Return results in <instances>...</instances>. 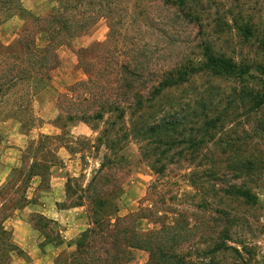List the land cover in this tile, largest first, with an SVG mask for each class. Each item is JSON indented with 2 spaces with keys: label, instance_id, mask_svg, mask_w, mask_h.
Here are the masks:
<instances>
[{
  "label": "trees",
  "instance_id": "obj_1",
  "mask_svg": "<svg viewBox=\"0 0 264 264\" xmlns=\"http://www.w3.org/2000/svg\"><path fill=\"white\" fill-rule=\"evenodd\" d=\"M54 1L56 5L49 11L37 15L20 0H0V25L15 14L25 21L11 43L0 40L4 115L22 119L31 110L33 95L50 84L60 45L91 29L100 17L108 19V37L116 36L118 25L129 15L130 0ZM163 3L177 7L184 16H194L202 26L198 13L192 11V0ZM238 29L243 40L254 47L252 56L247 53L238 59L227 55L208 39L202 42L198 57L159 71L129 57L120 60L114 55H96L99 43L78 54L85 77L76 82L75 97L65 99L64 118L68 122H102L99 140L106 153L88 184L91 187L96 181L99 185V191L88 196L90 222L75 240V249L58 257L56 264H131L133 249L148 252L145 264H196L197 260L224 264L228 257L248 264L249 257L245 256L250 251L237 236L239 226L247 222L239 206L258 202L250 178L258 179L256 175L264 171V151L259 147V140L264 139V24L248 20ZM204 76L210 81L192 85ZM221 79L232 85L223 96L216 93L213 84ZM179 90L183 97L177 96ZM190 94L195 98L187 99ZM235 111L248 124L239 135L225 132L233 123ZM54 138L57 136L41 134L39 143L27 148L32 158L27 174L38 177L40 185L48 180L46 174L59 158L51 145L43 152L41 143ZM125 140L139 144L142 161L157 179L172 164L187 170L186 179L200 198V206L209 209L208 215L202 216L206 229L203 245L190 239V235L198 234L199 226H179L174 219L139 231L136 221L144 217L146 209L117 214L109 191L118 188L120 182L113 180L107 191L102 189L101 179L104 171L118 167L123 148L120 143ZM41 152L47 163L35 161ZM151 188H156L155 182ZM7 217L4 215L0 222V264L8 262L12 245V233L4 226ZM62 243L63 238L57 235L54 245Z\"/></svg>",
  "mask_w": 264,
  "mask_h": 264
},
{
  "label": "rangeland",
  "instance_id": "obj_2",
  "mask_svg": "<svg viewBox=\"0 0 264 264\" xmlns=\"http://www.w3.org/2000/svg\"><path fill=\"white\" fill-rule=\"evenodd\" d=\"M20 1L37 15L56 5L54 0ZM128 5L129 15L118 25L116 36L108 37V19L100 17L91 29L57 48L58 65L52 71L50 84L33 95L31 110L24 113V118L1 113L4 100L0 95V222L7 215L4 226L11 233L12 223H27L31 235L34 231V237L29 236L28 244L37 253V258L30 255L28 250L17 244L12 234L6 264H56L58 257L75 249V240L90 222L88 196L99 191V185L96 181L91 187L88 184L96 175L106 148L99 140L102 122H68L64 118L65 99L75 97L74 92L78 91L75 84L85 77L78 64L80 52L99 43L94 52L96 55H114L120 60L129 57L159 71L183 59L198 57L202 42L208 39L214 43L216 50L239 59L247 53L252 56L254 47L251 42L243 40L238 25L248 20L264 24V0H192V11L198 13L202 26L194 16H184L177 7L164 4L163 0H130ZM24 23L17 14L8 17L0 25V40L5 44L11 43ZM207 81H210L209 77H199L192 85H202ZM213 84L218 95L225 91L228 93L232 87L224 79ZM176 94L184 96L181 90ZM188 98L194 99L195 94H190ZM240 116L239 111L234 112L233 123L228 124L225 132L244 133L242 131L248 128V124ZM41 134L57 136L41 144L43 152L48 145L53 146L59 158L49 168L46 174L48 180L40 185L38 177L30 172L27 174L32 163L27 148L37 145ZM259 143L264 151V139ZM120 145L123 148L118 167L104 171V179H101L102 189L107 191L113 180L120 182L118 188L109 191L117 214L124 216L140 212L141 208L146 209L144 217L136 221L139 231L150 230L161 223H172L174 219L179 226H199L198 234L190 235V239L203 245L205 238L202 234L206 229L202 227V216H207L209 209L200 206V198L195 196L194 188L186 179L187 170L172 164L157 179L142 161L139 144L135 140H125ZM43 152L35 160L38 163H47ZM256 176L260 178L250 180H254L251 186L258 202L239 206L247 222L239 226L237 238L245 242L250 251L245 256V259L249 257L248 264H264V171ZM154 182L155 189L151 188ZM51 207L64 209L65 223L81 228L77 235L62 237L66 225L57 220H47L50 218L45 210ZM25 233L24 229L20 231L21 236ZM57 235L63 238L60 245H54ZM131 255V264H145L148 260L145 249H133ZM223 263L246 264L240 260L233 262L229 257ZM196 264L205 262L197 260Z\"/></svg>",
  "mask_w": 264,
  "mask_h": 264
},
{
  "label": "crops",
  "instance_id": "obj_3",
  "mask_svg": "<svg viewBox=\"0 0 264 264\" xmlns=\"http://www.w3.org/2000/svg\"><path fill=\"white\" fill-rule=\"evenodd\" d=\"M1 182L2 181H0V184H1ZM52 193V192H51ZM55 200H57V199H55ZM54 207H56V205H55V201H54ZM54 207H51V209L50 210H45V212H48L49 213V215H47L50 219H52V220H57V221H59V222H62V223H64V225H66V227L64 228V235H62V237L63 238H71L74 234L75 235H77V233L81 230V228H75L74 226H77V225H73L72 223H65V221L64 220H66V219H64L63 217H64V215L66 214L65 213V211H64V209H54ZM73 225V226H72ZM11 229H12V234L14 235V237H15V240H16V242H17V244L19 245V246H21V247H23L25 250H28L29 251V253H30V255L32 254V256L33 257H36L37 258V253H36V251L34 250V249H32L31 247H30V245L28 244L29 243V236L31 237V238H33L34 237V231H32L33 232V234L31 235V231L29 232L28 231V229H29V226L27 225V223H23V222H21V221H19V222H14V223H12V225H11ZM22 229H24V230H26V233L24 234V235H20V231L22 230ZM24 236V237H23Z\"/></svg>",
  "mask_w": 264,
  "mask_h": 264
}]
</instances>
